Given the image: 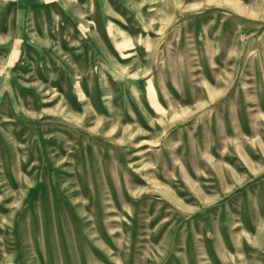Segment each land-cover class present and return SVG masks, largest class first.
<instances>
[{
  "label": "rangeland",
  "instance_id": "1",
  "mask_svg": "<svg viewBox=\"0 0 264 264\" xmlns=\"http://www.w3.org/2000/svg\"><path fill=\"white\" fill-rule=\"evenodd\" d=\"M0 264H264V0H0Z\"/></svg>",
  "mask_w": 264,
  "mask_h": 264
}]
</instances>
